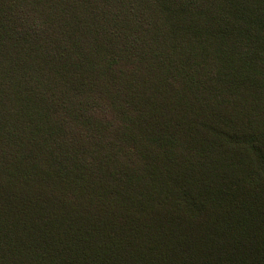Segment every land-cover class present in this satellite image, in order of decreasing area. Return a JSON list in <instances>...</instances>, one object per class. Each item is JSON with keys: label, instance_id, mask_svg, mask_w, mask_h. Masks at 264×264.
Returning <instances> with one entry per match:
<instances>
[{"label": "trees", "instance_id": "1", "mask_svg": "<svg viewBox=\"0 0 264 264\" xmlns=\"http://www.w3.org/2000/svg\"><path fill=\"white\" fill-rule=\"evenodd\" d=\"M0 264H264V0H0Z\"/></svg>", "mask_w": 264, "mask_h": 264}]
</instances>
